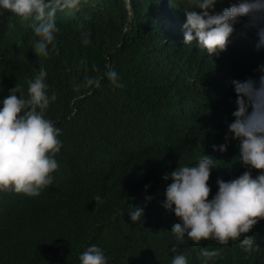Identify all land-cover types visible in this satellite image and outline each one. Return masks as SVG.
Listing matches in <instances>:
<instances>
[{"label":"trees","instance_id":"16d2710c","mask_svg":"<svg viewBox=\"0 0 264 264\" xmlns=\"http://www.w3.org/2000/svg\"><path fill=\"white\" fill-rule=\"evenodd\" d=\"M188 8V0H81L57 10L47 57L33 50L39 21L0 10V102L15 84L26 95V81L43 66L48 94L57 97L45 116L62 143L40 195L0 192V264H80L92 245L107 264H171L181 252L203 264L201 244L171 232L178 221L162 206L170 183L162 177L177 162L216 158L215 128L233 100L228 81L245 78L217 70L222 65L196 41L183 44ZM236 27L241 37L255 35ZM109 69L123 87L108 79ZM218 177L214 169L215 193ZM132 206L144 207L135 223ZM214 264L247 262L228 244Z\"/></svg>","mask_w":264,"mask_h":264},{"label":"clouds","instance_id":"9594fccd","mask_svg":"<svg viewBox=\"0 0 264 264\" xmlns=\"http://www.w3.org/2000/svg\"><path fill=\"white\" fill-rule=\"evenodd\" d=\"M224 2L188 0L183 44L196 41L222 65L217 70L224 69L228 75L239 71L245 79L228 81L225 94L233 100L227 117L215 128L218 142L212 150L216 158L205 154L195 165L177 162L162 177L170 181L162 206L177 218L171 229L175 239L187 237L193 245L201 244L203 264H214L228 244H233L247 264H264V0H227L228 6L217 11V4ZM80 4L81 0H0V10L39 21L34 25L38 39L32 41L33 50L36 56L47 57L58 32L57 10ZM237 25L245 34L252 31L255 35H237ZM217 70L212 68L209 73ZM106 75L113 85L123 87L114 70ZM46 76L41 66L26 81V95L22 85L15 84L0 102V192L38 196L52 184L51 174L58 169L54 157L62 147L61 130L45 116L57 97L55 92L49 96ZM214 169L220 176L216 193L209 184ZM93 199L103 203L99 195ZM151 199L146 197V201ZM128 215L131 222H138L144 217V207L132 206ZM171 252L177 253V247ZM79 260L80 264H107L96 245L88 247ZM189 263H194L192 257L183 252L171 261Z\"/></svg>","mask_w":264,"mask_h":264}]
</instances>
